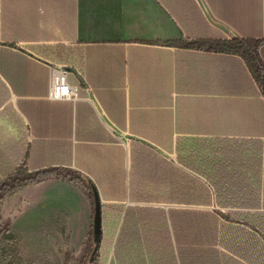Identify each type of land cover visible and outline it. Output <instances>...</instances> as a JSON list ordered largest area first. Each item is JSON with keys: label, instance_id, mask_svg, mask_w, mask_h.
Wrapping results in <instances>:
<instances>
[{"label": "crops", "instance_id": "crops-1", "mask_svg": "<svg viewBox=\"0 0 264 264\" xmlns=\"http://www.w3.org/2000/svg\"><path fill=\"white\" fill-rule=\"evenodd\" d=\"M235 39L261 41L264 60V0H0V58L10 50L48 69L46 93L33 94L34 74H27L26 93L13 94L12 112L1 107L0 119L12 124L9 139L26 132L57 149L58 163L72 142L71 168L99 189L102 205L124 208L115 237L127 209L131 217L172 210L177 218L201 207L160 199L164 160L195 176L181 163L184 146L259 138L263 97L246 61L206 50ZM55 71L67 72L77 100L50 98ZM142 170L154 178L140 182ZM48 185L78 188L92 218L89 197L74 183L51 179L29 188ZM133 187L154 188L155 199L131 196ZM112 221L109 215L110 230Z\"/></svg>", "mask_w": 264, "mask_h": 264}, {"label": "trees", "instance_id": "trees-1", "mask_svg": "<svg viewBox=\"0 0 264 264\" xmlns=\"http://www.w3.org/2000/svg\"><path fill=\"white\" fill-rule=\"evenodd\" d=\"M261 46V41L235 39L222 48L220 44H211L206 49L227 51L246 61L263 97L259 138L206 139L184 146L188 155L185 163L181 158V163L195 176L163 161V196L160 198L159 191L157 193L161 200L219 210L179 211L176 218L172 216V210L168 211V217L164 210L131 217L127 209L115 237L114 230L124 208L102 205L99 189L71 168L72 142L67 141L66 156L62 157L64 162L58 163L61 158L55 152L57 149L44 146L38 139L29 141L26 132L20 140L4 141L0 135V200L10 193L51 179L71 182L82 188L92 205L89 239L93 250L81 264H264V60ZM1 52L0 73L5 81L0 79V108L11 113L12 95L26 93L20 88L27 83V74H34L36 90L32 93L37 96L46 93L48 69L21 53ZM19 125L24 131L23 125ZM134 167L133 158L131 175L135 173ZM146 175L149 180L154 178V174L142 170L138 172V180L143 182ZM154 191V188L133 187L131 196L152 200L155 199L151 198ZM146 212L141 210L140 213ZM109 215L113 220L111 230L108 228ZM98 216L101 217L99 232L96 229ZM8 234L6 228L0 232V238ZM111 252L113 256L109 263Z\"/></svg>", "mask_w": 264, "mask_h": 264}, {"label": "rangeland", "instance_id": "rangeland-1", "mask_svg": "<svg viewBox=\"0 0 264 264\" xmlns=\"http://www.w3.org/2000/svg\"><path fill=\"white\" fill-rule=\"evenodd\" d=\"M0 127L4 133L0 135L8 141L14 131L11 122L1 118ZM33 186L0 200V232L9 229V236L0 238V264H81L93 250L89 239L92 218L90 211L84 216L78 188H29Z\"/></svg>", "mask_w": 264, "mask_h": 264}, {"label": "built area", "instance_id": "built-area-1", "mask_svg": "<svg viewBox=\"0 0 264 264\" xmlns=\"http://www.w3.org/2000/svg\"><path fill=\"white\" fill-rule=\"evenodd\" d=\"M79 89L68 83L66 71H55L51 82L50 98L55 101H74L78 99Z\"/></svg>", "mask_w": 264, "mask_h": 264}, {"label": "water", "instance_id": "water-1", "mask_svg": "<svg viewBox=\"0 0 264 264\" xmlns=\"http://www.w3.org/2000/svg\"><path fill=\"white\" fill-rule=\"evenodd\" d=\"M96 229L99 232L101 230V217L98 216L96 220Z\"/></svg>", "mask_w": 264, "mask_h": 264}]
</instances>
